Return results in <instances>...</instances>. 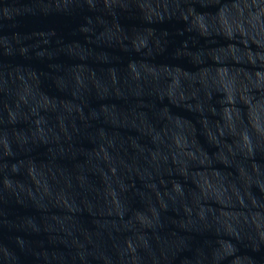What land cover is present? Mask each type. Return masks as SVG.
Returning a JSON list of instances; mask_svg holds the SVG:
<instances>
[{
    "label": "water",
    "instance_id": "obj_1",
    "mask_svg": "<svg viewBox=\"0 0 264 264\" xmlns=\"http://www.w3.org/2000/svg\"><path fill=\"white\" fill-rule=\"evenodd\" d=\"M0 264H264V0H0Z\"/></svg>",
    "mask_w": 264,
    "mask_h": 264
}]
</instances>
